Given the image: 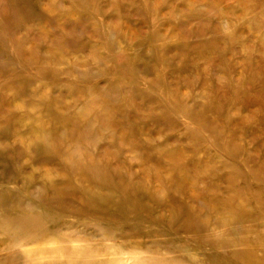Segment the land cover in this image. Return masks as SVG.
I'll return each instance as SVG.
<instances>
[{
	"label": "rangeland",
	"instance_id": "rangeland-1",
	"mask_svg": "<svg viewBox=\"0 0 264 264\" xmlns=\"http://www.w3.org/2000/svg\"><path fill=\"white\" fill-rule=\"evenodd\" d=\"M0 264H264V0H0Z\"/></svg>",
	"mask_w": 264,
	"mask_h": 264
}]
</instances>
